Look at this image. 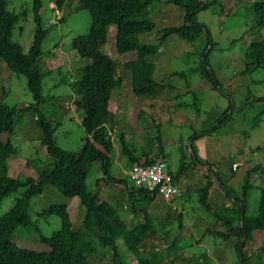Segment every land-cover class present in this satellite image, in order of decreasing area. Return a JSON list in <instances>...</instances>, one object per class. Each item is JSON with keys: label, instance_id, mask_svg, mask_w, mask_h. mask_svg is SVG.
Returning a JSON list of instances; mask_svg holds the SVG:
<instances>
[{"label": "rangeland", "instance_id": "rangeland-1", "mask_svg": "<svg viewBox=\"0 0 264 264\" xmlns=\"http://www.w3.org/2000/svg\"><path fill=\"white\" fill-rule=\"evenodd\" d=\"M4 1L8 11L20 13L11 28L10 39L20 46L21 51L26 52L31 44L33 29L31 0ZM206 1L208 5L196 10L193 19L206 28L207 42L203 32H200L192 41L180 38L174 33H166L159 41L157 51L146 57L147 60L157 65L155 79L162 83V87L159 88V101L154 104L159 114H150L151 116L147 114V98L144 96H140L135 101L128 95L126 80H121L119 87L111 95L109 108L114 114V119L124 120L129 125V128L124 130L129 134L126 141L135 148H138L139 139H144L146 134L150 139H145L146 147L150 143L155 147V131L158 130L165 151L160 156L165 158L167 170L173 172L178 162L179 149L183 143H186L191 133L211 126L228 104L224 94L209 89L207 82L198 78L195 72L186 74V79L191 83L198 81L205 87L199 100L200 114L197 118L193 117L190 107L186 105L176 107L171 100L172 93L186 89L183 80L171 78V71L195 67L199 62L200 53L207 50L206 62L222 90L229 92V100L233 106L230 117L217 126V135L222 134L226 137L230 133L238 132L237 151L234 152H225L228 150L226 145L221 140H218V145L215 143L216 139H212L213 150L223 154L216 163L224 168L229 163L231 165L236 161L237 166L238 160L245 162L255 157V162L259 166L255 169V174L250 175V180L259 184L264 178V103L255 99L264 96V69L256 68L243 72L241 50L249 40L264 36V24L256 28L248 6L250 0ZM39 2L38 12L41 26L46 29V32L40 40V54L35 64L41 72L49 71L39 79L40 93L47 95L41 108L48 115L50 123H58L54 125L51 132L55 145L66 150H76L83 134L78 123L81 111L76 106L74 83L71 81V83H65L62 77L68 78L67 72L79 68L86 61L71 48L69 41L75 36L88 33V13L81 7L78 0H63L59 8L54 7L52 0H39ZM182 15L183 9L180 6L165 0L150 2L141 16L151 21L152 28L147 33L138 35V40L158 42L163 28L180 24ZM112 32L113 27H107L106 40L100 50L120 65L130 59L132 53L115 52ZM118 72L124 73V70H118ZM179 100L185 101L187 97L182 95ZM0 102L18 107H24L32 102L25 88L23 76L10 72L1 61ZM141 107L145 112L144 115L139 114L137 120L135 111ZM29 115H32L31 110L18 112L12 118L11 132L2 135V138L9 140L15 148L14 154L5 159L6 172L11 176L23 172L35 177V171L25 161L28 159L44 160L41 159L45 151L38 139L37 117L31 116L30 119ZM148 117L159 123V128L155 124H150ZM142 118L146 121H142ZM109 137L113 143L114 155L107 174L118 173L122 178L120 171L127 167L128 163L119 152L115 130H110ZM192 144L195 146L194 143ZM249 150L256 151L246 156ZM195 152L199 157L197 151ZM149 154L154 153L149 151ZM3 166L0 160V168ZM231 170L234 171L232 168ZM197 172L191 179L193 183L187 184L184 179L179 180V195L166 200L162 194H156L147 203L146 207L153 216L154 232L144 235L138 248L144 256L152 258L156 264H239L232 239L212 233L213 229L221 228L219 222L199 206L194 189L202 185V178L200 171L197 170ZM210 179L216 182L214 175L210 176ZM124 183L112 180L101 173L97 161H92L87 166L85 188L92 190L98 185L101 198L119 202L125 223L130 225L136 220H141L142 216L137 210L140 206L139 202L135 207L136 213H131L125 188L126 182ZM184 190H187V198L183 193ZM21 192L22 188H17L1 199L0 214L13 203ZM254 192L249 189L247 195L248 214L256 210L258 193L257 190ZM136 197L139 198L138 195ZM61 199L66 202L71 228L80 227L82 211L77 197L63 198L55 188L50 186L48 190H43L41 194L34 196L29 207L30 216L43 235L58 228V218L55 215H49L46 219H36L35 213L49 202H60ZM22 232L17 231L15 234L14 241L17 244H22L21 246L33 251H46V247L37 241L36 234H32V229L27 233ZM260 233L258 235L255 231H251L250 234H246V241L241 247L244 264H264V244L261 242L264 232L260 231ZM177 245L181 246L177 247ZM116 246L121 252L123 264H137L134 257L124 249L120 239L116 240ZM258 247H262L263 250H258ZM109 254L106 248H97L89 256L90 264H111Z\"/></svg>", "mask_w": 264, "mask_h": 264}, {"label": "trees", "instance_id": "trees-1", "mask_svg": "<svg viewBox=\"0 0 264 264\" xmlns=\"http://www.w3.org/2000/svg\"><path fill=\"white\" fill-rule=\"evenodd\" d=\"M62 1L52 0L55 8H59ZM152 1L156 0H78L81 7L88 13V33L71 38L69 43L71 48L86 61L79 68L67 72L68 78H62L65 83L70 81L74 83L76 106L81 111L78 123L83 134L80 137L78 149L66 150L55 145L51 135L54 125L58 123H50L48 115L41 108L47 95L40 93L39 79L49 71L41 72L35 64L40 54V40L46 32V29L41 26L38 12L40 2L31 0L32 39L27 51L23 52L20 46L10 39L11 28L20 13L8 11L5 8V1L0 0V61L13 74L23 76L25 88L32 99V102L24 107L0 102V160L4 165L0 168V201L15 189L22 188L19 196L0 214V264H90L89 256L97 248L109 250L111 264H123L121 252L116 246L117 239H120L124 249L134 257L137 264H156L152 258L144 256L138 247L144 235L154 232L153 216L146 205L157 193L133 185L123 177L121 178L118 173L108 175L107 172H109L114 155L113 143L109 137L110 130H115L119 152L126 158L127 167L141 159L148 164L160 160L161 156L158 155L164 154L160 134L158 130L155 131L157 151H154L153 155L149 154V150L146 151L151 143L147 148H142V146L135 148L126 141L129 134L124 130L128 129L129 125L124 120L114 119L109 104L111 95L119 87L121 80L128 82V95L133 97L132 99L140 96L148 98L154 96L156 89L162 86V83L155 80L154 66L146 57L157 51L159 41L166 33H174L180 38L192 41L200 32H203L205 41H208L206 28L193 19L194 12L206 7L208 3L206 0H165L183 9L181 23L164 27L156 43L140 42L138 35L145 34L152 28L151 21L141 16ZM248 6L256 28L262 27L264 0H250ZM109 26L113 27L112 38L115 52L132 53V57L120 64L121 66L100 50L106 40ZM206 54L207 50L200 53L199 62L193 68L171 71V78H180L186 87L182 92L172 93L171 96L174 106L186 105L198 114L202 86L197 81L191 83L186 79V74L192 72L197 73L198 78L205 80L209 88L224 94L228 100L227 107L207 128L209 131L216 129L226 118L230 117L233 106L229 100V92L222 90L207 64ZM241 61L243 72L256 68L264 69V36L251 39L246 43L241 50ZM118 70H124V73ZM182 95L186 96L187 100L180 101L179 97ZM255 100L264 103V96ZM27 110L32 112V115H29L30 119L37 117L38 139L45 151L41 159L44 160L28 159L25 161L35 171V177L23 172L11 176L6 172L5 159L14 154L15 148L9 140H4L2 135L11 132L13 116ZM138 113L141 115L143 112ZM139 114H136L137 120ZM142 121L145 122L146 119L142 118ZM148 121L158 127V123L149 117ZM200 133L201 131L191 133L187 139L188 146L183 143L179 149L177 165L171 173L174 179L183 176L191 180L194 173L197 170L200 171L191 157L190 151L193 152L199 165L205 167L200 172L202 185L194 189L199 206L219 222L221 228L213 229L212 233L232 239L238 262L244 264L241 247L246 241V234L251 231L264 232V178L262 185L258 187L255 213L248 214L247 195L252 187L249 179L250 172L259 165L255 164L253 168L248 169L236 188L228 186L225 180L233 172L230 163L226 166L225 172L217 171L214 163L201 160L196 155L192 140ZM146 138L149 139L147 134L144 139L142 138L143 141ZM92 161L98 162L101 173L108 178L126 182L125 188L131 213H136L135 207L139 202L140 206L137 210L141 213V220L126 225L119 202L101 198L98 185L92 190L85 188L87 166ZM212 175L227 198V204L222 205L219 210L211 209L204 197ZM50 186L55 188L63 198L77 197L82 211L79 228H71L66 202L61 199L60 202H49L36 211V219H46L49 215H55L59 221L58 228L51 230L49 234L43 235L40 232L30 216L29 207L32 198L41 194L43 190H48ZM186 191L184 190L183 193L186 194ZM136 195L139 196L138 199ZM31 229L32 234H36L37 241L46 247V251H33L14 241L17 231L27 233ZM261 242L264 244V237ZM180 246L177 245V247ZM258 250H263V248L258 247Z\"/></svg>", "mask_w": 264, "mask_h": 264}, {"label": "crops", "instance_id": "crops-1", "mask_svg": "<svg viewBox=\"0 0 264 264\" xmlns=\"http://www.w3.org/2000/svg\"><path fill=\"white\" fill-rule=\"evenodd\" d=\"M151 63L153 64V66H154V78L156 77V67H157V65H155L152 61H151ZM197 75V74H196ZM198 77V76H197ZM173 79V78H172ZM156 80V79H155ZM157 81V80H156ZM159 82V81H158ZM195 82V81H194ZM198 82V81H197ZM160 83V82H159ZM200 83V82H199ZM201 85V84H200ZM202 86V85H201ZM160 87H162V86H160ZM160 87H158L157 89H156V92H155V94H154V96L153 97H145V98H147L146 99V108H147V114H154V115H158L159 113L156 111V106L154 105L155 104V102L156 101H159V99H158V96H159V88ZM208 88H209V86H207ZM204 88L205 87H203L202 86V92H203V90H204ZM209 89H211V88H209ZM213 90V89H212ZM180 92H182V91H180ZM202 92H201V95H200V98H201V96H202ZM175 93V92H174ZM139 97H137V98H134L135 99V101L138 99ZM173 99V98H172ZM171 99V100H172ZM173 102V101H172ZM145 103V102H144ZM174 103V102H173ZM160 104V103H159ZM176 107H182V106H176ZM138 112H145V110L141 107L140 109H136V111H135V113L136 114H139ZM192 112H193V117L194 118H197V116L200 114V107H199V112H198V114H196L194 111H193V109H192ZM143 113L141 114V115H143ZM151 116V115H150ZM152 120L154 121V122H156L153 118H152ZM158 125L160 126V124L158 123ZM182 125V124H181ZM188 126L189 127H191L190 126V124H188ZM159 128V127H158ZM208 128V127H207ZM207 128H205V129H203V130H201V133L200 134H198L197 136H195L194 138H193V140H192V143H194L195 144V146H194V149H195V151H197V153H198V155H199V158L201 159V160H204V161H207V162H210V163H214L215 165H216V169H217V171L218 170H220V171H222V172H225L226 170H227V167H224V168H222L221 166H219V165H217V160H219L220 159V157L223 155V154H221V152H216V151H214L213 150V148H212V144H213V138H215L216 139V141H215V143H217L218 145H219V142H218V140H221L222 142H223V144L224 145H226V147L228 148V150H226L225 152H227V153H229V152H234L235 150L237 151V144H236V141H237V135H238V132L237 133H235V132H233V133H230V134H228L226 137H224L222 134H218L217 135V132H216V129H213V130H209V131H207ZM194 132V131H193ZM200 132V131H199ZM198 133V132H197ZM159 134H160V132H159ZM217 135V136H216ZM161 136V135H160ZM230 136V137H229ZM160 139H161V137H160ZM163 140H161V146H162V150H163V142H162ZM139 144H138V147H140V146H142V148H147L146 147V145H145V141H143V139L141 140V139H139ZM166 143V142H165ZM145 146V147H144ZM196 147V148H195ZM258 148V147H257ZM145 150V149H144ZM151 151V152H154V151H157L156 150V148L154 147V146H150L149 148H147V150L146 151ZM164 151V150H163ZM249 151H251V152H249ZM248 151V153H247V155L246 156H248V155H252V154H254L253 152H255L256 150H249ZM165 152V151H164ZM158 156H160V155H158ZM157 156V157H158ZM253 160H249V161H245V162H240V160H238L239 161V164L237 165V166H235V168H233L234 169V171L232 172V175L231 176H229L228 178H226V180H225V184H227L228 186H230V187H232V188H235V186L237 187V185H238V183H239V181H240V179L242 178V176L245 174V172L248 170V169H251V168H253V166L255 165V164H258V163H256L255 162V157L254 158H252ZM257 161V160H256ZM232 163H236L237 164V162L235 161V162H232ZM254 171H255V169L254 170H252L251 172H250V175L251 174H255L254 173ZM197 172V171H196ZM197 174H199L198 172H197ZM196 176V175H195ZM186 177H183V176H179V179L178 180H181V179H184L185 180V182L187 183V184H189L190 182L191 183H193V180L191 181L190 179H185ZM250 179V178H249ZM250 182H251V184H252V187H251V189H250V191L252 190L253 192L255 191V190H257V193H258V187L260 186V185H262V183H259V184H255V183H253V181L252 180H250ZM254 193H256V192H254ZM179 195V194H178ZM177 196V195H176ZM182 196H184V194L182 195ZM175 197V196H174ZM205 201H206V203L208 204V206L211 208V209H216V210H219L220 208H221V206L222 205H225V204H227V198H226V196L223 194V192H222V190L218 187V185H217V183L216 182H213L212 180H211V182H210V184H209V186H208V189H207V191H206V194H205ZM255 212H253V213H251V215H253ZM256 232V234H261L260 233V231H255ZM249 234L251 233V232H248ZM248 233H247V235H248ZM246 235V236H247ZM264 236V235H263Z\"/></svg>", "mask_w": 264, "mask_h": 264}, {"label": "built area", "instance_id": "built-area-1", "mask_svg": "<svg viewBox=\"0 0 264 264\" xmlns=\"http://www.w3.org/2000/svg\"><path fill=\"white\" fill-rule=\"evenodd\" d=\"M148 155V154H147ZM236 163L231 164L235 168ZM202 165L200 172L204 170ZM121 176L137 187L156 190L157 193H166L167 200L179 194V180L166 168L165 158L161 157L157 169H149L143 159L131 164L120 171Z\"/></svg>", "mask_w": 264, "mask_h": 264}, {"label": "bare ground", "instance_id": "bare-ground-1", "mask_svg": "<svg viewBox=\"0 0 264 264\" xmlns=\"http://www.w3.org/2000/svg\"><path fill=\"white\" fill-rule=\"evenodd\" d=\"M159 163H160V160H156V161H154V162H152V163H149V164L147 163V165H148L149 169H157ZM147 190L152 191V192H156V193H157L156 190H152V189H147ZM157 194H158V193H157ZM159 194H162V195L167 199V195H166V193H159Z\"/></svg>", "mask_w": 264, "mask_h": 264}, {"label": "water", "instance_id": "water-1", "mask_svg": "<svg viewBox=\"0 0 264 264\" xmlns=\"http://www.w3.org/2000/svg\"><path fill=\"white\" fill-rule=\"evenodd\" d=\"M188 140H186V144H187V146H188ZM190 153H191V157H192V159H193V161H194V163L196 164V166L200 169L201 168V166L199 165V163L196 161V159H195V156H194V154H193V152H191L190 151Z\"/></svg>", "mask_w": 264, "mask_h": 264}]
</instances>
